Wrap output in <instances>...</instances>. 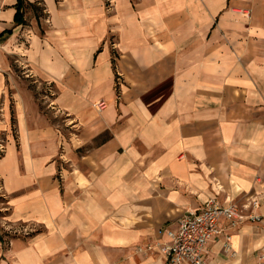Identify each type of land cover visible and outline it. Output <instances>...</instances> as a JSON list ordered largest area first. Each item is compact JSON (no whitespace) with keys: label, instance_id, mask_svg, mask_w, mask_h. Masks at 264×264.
Masks as SVG:
<instances>
[{"label":"crops","instance_id":"0c3cea01","mask_svg":"<svg viewBox=\"0 0 264 264\" xmlns=\"http://www.w3.org/2000/svg\"><path fill=\"white\" fill-rule=\"evenodd\" d=\"M24 1L43 15L22 58L59 84L69 128L39 129L15 102L2 222L43 231L0 239V264H160L159 229L208 199L242 214L220 219L208 264H264V0Z\"/></svg>","mask_w":264,"mask_h":264},{"label":"rangeland","instance_id":"374dc122","mask_svg":"<svg viewBox=\"0 0 264 264\" xmlns=\"http://www.w3.org/2000/svg\"><path fill=\"white\" fill-rule=\"evenodd\" d=\"M1 1L2 0H0V10L7 9L9 7L6 5L7 3H2ZM42 15L43 12L40 5L29 6L26 4L24 7L25 23L21 26L14 27L12 21L6 25L5 27L8 28L5 29L14 27L12 34L15 35L10 42H0V118L1 123L5 120L7 123L5 131H1L0 129V157L2 156L3 147L9 137L14 138L16 142L19 141L18 130L15 126V124H17L15 111L16 101H20V103L25 102V115L26 117H28V115L32 116L31 124H33V126L35 125V127L41 129L46 127V124H49L55 126L57 130L62 133H66V129L69 128L66 118L64 115L60 114L63 109L55 102V98L59 95V84H56L57 82H54V80L49 78L44 72L38 71L32 66L27 65L22 58V53H24L23 50L28 48L29 38L32 36L34 30L37 33H39V30L42 31L41 25L36 23ZM2 27L0 25V32ZM12 34L10 36H12ZM113 54L112 62L115 56ZM121 87V78L120 76L118 77L115 71L114 91L117 104L120 99ZM94 107L103 108L105 104L103 102L95 103ZM21 111L22 110L19 111L18 117L24 118V111H22V113ZM3 113L5 114L4 120ZM2 127L3 125H1V128ZM57 162L60 164V161ZM253 205H256V202H253ZM5 207L6 199L0 190V239H2L4 247H6V244H8L11 239L26 241V239L34 233L43 231L41 226L34 223L2 222L4 220L3 214L6 212L3 210ZM224 221L227 220L224 219ZM219 228L221 233V220ZM162 229L163 228L159 229V231ZM226 235H228V233L224 234V238Z\"/></svg>","mask_w":264,"mask_h":264},{"label":"built area","instance_id":"2783aa9c","mask_svg":"<svg viewBox=\"0 0 264 264\" xmlns=\"http://www.w3.org/2000/svg\"><path fill=\"white\" fill-rule=\"evenodd\" d=\"M221 218L235 228L242 221V214L234 204L222 206L215 199H208L201 208L186 211L175 230H160L167 238L159 244L164 257L160 264H208L202 254L206 243L220 233ZM229 238V234L225 236L227 247Z\"/></svg>","mask_w":264,"mask_h":264},{"label":"trees","instance_id":"16d2710c","mask_svg":"<svg viewBox=\"0 0 264 264\" xmlns=\"http://www.w3.org/2000/svg\"><path fill=\"white\" fill-rule=\"evenodd\" d=\"M26 4L29 5V6L32 5V4H29V3H25L24 0H16L15 3L12 5V7L15 9V13H14V17H13L14 27L21 26V25H23L25 23L24 7H25ZM13 28L2 30L0 32V40L10 36L12 34V32H13ZM112 63H113V69H114V61Z\"/></svg>","mask_w":264,"mask_h":264}]
</instances>
